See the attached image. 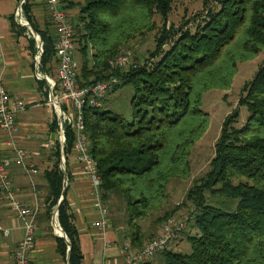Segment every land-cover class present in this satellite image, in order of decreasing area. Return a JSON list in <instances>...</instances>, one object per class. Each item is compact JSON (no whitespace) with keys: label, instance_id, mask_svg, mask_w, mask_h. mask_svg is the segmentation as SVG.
<instances>
[{"label":"trees","instance_id":"1","mask_svg":"<svg viewBox=\"0 0 264 264\" xmlns=\"http://www.w3.org/2000/svg\"><path fill=\"white\" fill-rule=\"evenodd\" d=\"M79 1L78 17L72 21L74 44L83 60L79 86L117 77L120 84L114 92L127 85L136 93L132 122L106 109L105 100L99 109H86L85 125L102 180L103 205L126 213L125 241L140 251L159 237L179 210L158 217L150 235L141 225L163 211L173 180L191 177L193 149L209 127L203 96L212 90H229L239 63L264 52V0H202L203 10L178 28L168 26L175 0ZM63 2L68 13L76 8L74 0ZM22 8L43 42L39 70L52 77L58 64L56 40L38 28L32 0ZM156 17L163 25L144 64L134 63L127 71L111 67L110 62L138 37L155 31ZM14 19L12 27L27 33ZM28 41L37 52L32 35ZM240 104L248 109L249 119L238 129L237 112L226 118L209 171L187 193L198 230L188 238L191 252L168 249L161 255L162 264H264V66L246 87ZM57 131L55 121L53 132ZM74 145V133L66 128V160L73 155ZM61 156L56 141L50 155L52 168L43 174L41 196L49 220L65 188ZM59 222L71 245L70 264H83L80 235L66 197ZM109 228L118 227L112 221ZM68 247L58 239L64 257Z\"/></svg>","mask_w":264,"mask_h":264},{"label":"crops","instance_id":"2","mask_svg":"<svg viewBox=\"0 0 264 264\" xmlns=\"http://www.w3.org/2000/svg\"><path fill=\"white\" fill-rule=\"evenodd\" d=\"M32 2L38 28L57 40L56 29L48 16L47 0H32ZM21 3L22 0H0V81L13 100L24 101L27 105L26 111L16 117L19 130L17 143L33 155L32 162L37 167V173L29 178L22 168L13 167L10 176L20 201L30 207L36 202L40 204L35 247L30 255L31 264H70L69 247L67 257L61 255L58 250V239L65 240V238L62 235L61 225H57L54 217L56 209L49 220L46 207L41 203L45 187L43 174L52 166L50 155L55 142L58 141L53 126L55 121L59 125V116L52 104L49 84L46 80L37 77L38 74L45 75L37 67L36 61V58L41 56L40 44L33 37L37 52L30 49L28 41L30 37L27 36H31L32 33L26 26L29 23L24 16L23 8L22 23L16 16ZM12 17H15L17 25L27 28L28 32L21 34L20 31L15 30L12 27ZM39 39L42 42L40 36ZM41 81L46 84L43 85ZM0 143L2 144L0 157L11 156L10 151L4 146V136L1 132ZM34 153H40L41 156L37 157ZM65 169L67 177L65 197L80 235L83 264L121 262L125 243L122 230L109 228L106 241L99 236L96 197L92 192L89 177L82 171L74 155L68 160L65 158ZM24 234V220L12 211L7 201L0 202V264H14L15 253ZM65 242L67 243L66 240ZM154 262L152 261V264Z\"/></svg>","mask_w":264,"mask_h":264},{"label":"built area","instance_id":"3","mask_svg":"<svg viewBox=\"0 0 264 264\" xmlns=\"http://www.w3.org/2000/svg\"><path fill=\"white\" fill-rule=\"evenodd\" d=\"M64 0H47V12L50 22L56 29V58L58 90L56 84L47 75L38 74L40 80H46L50 86L52 104L59 116L58 140L61 150L66 143V128H71L75 136L73 155L82 171L89 177L92 192L96 197L95 207L98 211L97 229L99 236L106 241L109 231V211L103 205L100 188L101 176L97 163L93 158L85 125V111L88 108L99 109L104 101L113 93L120 84L117 77L104 82L80 87L78 76L79 62L74 57L75 31L72 20L66 10ZM22 23V10L16 13ZM132 53L123 51L117 58L110 62L113 68H124L130 65ZM37 67L40 65L39 56L36 58ZM27 105L24 101L13 100L3 83L0 81V132L4 136V146L10 151L11 156L0 157V202L7 201L10 208L25 222V234L20 242L14 257V264H31L30 255L35 247L37 232V218L40 213V204L32 207L17 198L16 188L11 180L10 171L13 167L22 168L29 178L36 173V165L32 162L33 155L17 143L18 128L16 117L24 113ZM2 144L0 143V151ZM188 221L168 220L165 223L162 235L152 240L142 250L132 248L130 241H125L124 256L121 262L111 264H147L166 252L176 236L184 231ZM109 247V244L106 243Z\"/></svg>","mask_w":264,"mask_h":264},{"label":"rangeland","instance_id":"4","mask_svg":"<svg viewBox=\"0 0 264 264\" xmlns=\"http://www.w3.org/2000/svg\"><path fill=\"white\" fill-rule=\"evenodd\" d=\"M80 3L81 1L74 0L75 7ZM79 10L80 9L76 7L69 11L68 14L72 21L78 17ZM202 10V0H175L172 12L168 18V26L175 25L178 28ZM155 22L157 25L155 31L138 37L135 42L131 43L130 47L123 50H129L132 53L131 63L125 67L124 70L127 71L134 63L140 65L144 64L149 54L155 50V41L162 28L163 20L160 17H156ZM27 37L29 38L31 36ZM74 56L81 68L83 60L77 44H75ZM91 59L92 57L89 56L90 61ZM263 66L264 52L251 61L239 63L238 72L229 90H212L203 96L202 109L209 116V127L201 141L197 143L193 149L191 156V177L187 180H173L169 186L168 200L165 201L163 211L155 214L153 218L141 222L144 230L150 235L152 231L155 230L152 223L158 217L163 216L167 211L179 208L171 219L176 221L186 220L188 221V225L184 231L176 236L169 248L170 250L180 253L191 252V243L188 238L198 234V230L192 220L194 207L191 203L187 202V193L194 182L204 177L209 171L210 163L215 156V146L221 137L223 124L226 118L237 112L239 118L235 127L238 129H241L249 119V111L246 106L240 104V101L244 96L246 87L254 80ZM51 79H53L57 86L58 79L55 69L52 72ZM135 96L136 93L133 87L127 85L123 86L108 96L104 103L105 108L110 110L113 114L121 116L127 122H132L134 120L133 103ZM55 134L58 135V131L55 132ZM34 155H37V157L41 156L40 153H34ZM50 168H52V166ZM107 207L109 210L110 222L114 221L118 227L116 229H121L122 236H124V233L128 232L126 213L124 211H119L116 207L112 210L109 206ZM54 217L56 218V214ZM160 235H162V230L159 236ZM161 255L152 260L153 262L155 261L153 264H162Z\"/></svg>","mask_w":264,"mask_h":264},{"label":"water","instance_id":"5","mask_svg":"<svg viewBox=\"0 0 264 264\" xmlns=\"http://www.w3.org/2000/svg\"><path fill=\"white\" fill-rule=\"evenodd\" d=\"M26 0H22V3H21V6H20V10H22V7L23 5L25 4ZM26 26L29 28V30L31 31L33 37L38 40V42L40 43V48H41V54L43 53V43L40 41L39 39V36L38 34L32 29V27L29 25V24H26ZM41 59V56L39 57ZM54 139H55V136H54ZM62 160H61V169L63 170V172L65 173V179L67 178L66 177V169H65V157H64V147L62 148ZM65 194H66V188H64L63 192H62V197H61V200L56 208V222H57V225L59 226L60 223H59V208H60V205L65 197ZM62 229V228H61ZM63 231V230H62ZM62 235L63 237L65 238V240L67 241V243L69 244V251H71V245H70V242L66 236V234L64 233V231L62 232ZM69 259H70V256H69Z\"/></svg>","mask_w":264,"mask_h":264},{"label":"bare ground","instance_id":"6","mask_svg":"<svg viewBox=\"0 0 264 264\" xmlns=\"http://www.w3.org/2000/svg\"><path fill=\"white\" fill-rule=\"evenodd\" d=\"M57 227V226H56ZM59 228V227H58Z\"/></svg>","mask_w":264,"mask_h":264}]
</instances>
